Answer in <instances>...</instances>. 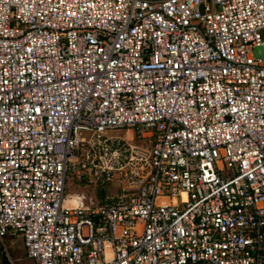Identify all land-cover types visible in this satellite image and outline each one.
I'll return each mask as SVG.
<instances>
[{
  "label": "built area",
  "instance_id": "2783aa9c",
  "mask_svg": "<svg viewBox=\"0 0 264 264\" xmlns=\"http://www.w3.org/2000/svg\"><path fill=\"white\" fill-rule=\"evenodd\" d=\"M254 46L264 0H0V252L264 264ZM68 174L114 192L84 204Z\"/></svg>",
  "mask_w": 264,
  "mask_h": 264
},
{
  "label": "rangeland",
  "instance_id": "374dc122",
  "mask_svg": "<svg viewBox=\"0 0 264 264\" xmlns=\"http://www.w3.org/2000/svg\"><path fill=\"white\" fill-rule=\"evenodd\" d=\"M251 56L254 58H259L264 56V51L261 48V46H254L251 48ZM114 133H117L114 131ZM71 181L74 185H71L68 183V181ZM114 184L115 182H110L107 185ZM86 185V184H85ZM84 184L77 183L71 176V174H68L67 178L65 179L64 183V192H71L73 189H77L79 186H82L84 188H89L88 186ZM8 249V256L9 259L0 252V264H9V260L12 261L13 264H31L29 260H27L24 257V250L21 245L20 239H15L14 242L7 248ZM4 258V259H3Z\"/></svg>",
  "mask_w": 264,
  "mask_h": 264
},
{
  "label": "crops",
  "instance_id": "0c3cea01",
  "mask_svg": "<svg viewBox=\"0 0 264 264\" xmlns=\"http://www.w3.org/2000/svg\"><path fill=\"white\" fill-rule=\"evenodd\" d=\"M69 184L74 185L70 180L68 181ZM89 188H84L82 186H79L77 189H73L71 192H65L66 196H78L84 204H94L97 203L103 196V194H113L114 192V185H106L104 187L95 186L92 184H89ZM76 186V185H74ZM86 186V185H85ZM77 187V186H76ZM68 204V201L65 202Z\"/></svg>",
  "mask_w": 264,
  "mask_h": 264
},
{
  "label": "trees",
  "instance_id": "16d2710c",
  "mask_svg": "<svg viewBox=\"0 0 264 264\" xmlns=\"http://www.w3.org/2000/svg\"><path fill=\"white\" fill-rule=\"evenodd\" d=\"M5 257V256H4ZM4 259V258H3Z\"/></svg>",
  "mask_w": 264,
  "mask_h": 264
}]
</instances>
